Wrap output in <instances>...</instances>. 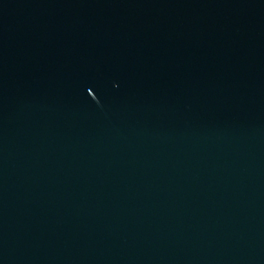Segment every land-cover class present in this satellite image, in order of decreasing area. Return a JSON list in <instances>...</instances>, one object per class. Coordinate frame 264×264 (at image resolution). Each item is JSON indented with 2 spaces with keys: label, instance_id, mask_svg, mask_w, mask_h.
Here are the masks:
<instances>
[{
  "label": "water",
  "instance_id": "water-1",
  "mask_svg": "<svg viewBox=\"0 0 264 264\" xmlns=\"http://www.w3.org/2000/svg\"><path fill=\"white\" fill-rule=\"evenodd\" d=\"M0 264H264V0H0Z\"/></svg>",
  "mask_w": 264,
  "mask_h": 264
}]
</instances>
